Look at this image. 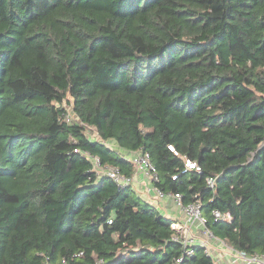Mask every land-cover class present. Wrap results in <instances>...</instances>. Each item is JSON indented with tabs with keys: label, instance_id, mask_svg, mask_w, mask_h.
Here are the masks:
<instances>
[{
	"label": "trees",
	"instance_id": "obj_1",
	"mask_svg": "<svg viewBox=\"0 0 264 264\" xmlns=\"http://www.w3.org/2000/svg\"><path fill=\"white\" fill-rule=\"evenodd\" d=\"M123 151L264 254V0H0V264H216L97 172Z\"/></svg>",
	"mask_w": 264,
	"mask_h": 264
},
{
	"label": "built area",
	"instance_id": "obj_2",
	"mask_svg": "<svg viewBox=\"0 0 264 264\" xmlns=\"http://www.w3.org/2000/svg\"><path fill=\"white\" fill-rule=\"evenodd\" d=\"M66 109H67V112L65 115V121L68 122L69 124L76 123V119L72 112L71 107L66 106ZM169 149L174 151L173 146H169ZM92 161L94 163L95 169L97 170L99 174H105L109 176L110 178H112L115 182L121 185H130V184L133 185L135 181L136 173H138L139 171L145 173V175L148 177V181L152 183V186L148 188L147 191H154L156 195L159 197H165L169 195L172 196L177 202V205L182 209V211L186 215V219H175V218L172 219L173 220L172 228L176 232L184 236L183 242L185 246H190L196 243V244H200L202 246L207 247L208 251H210L209 238L214 239L215 237L212 235L209 229L205 227L204 219L200 211V205L198 203H193V204L184 206L181 202V198H182L181 195L164 194L160 189L155 187L154 181L158 180V175H157L154 165L151 162V158L148 153H145L142 151H136L133 155H131V161L133 162L135 169H136L135 173L131 177H126L123 174H121L118 168L102 167L100 165L99 159L97 158L92 157ZM186 165L188 166V168H191V169H196V168L199 169V167H197V164L192 161H187ZM208 183L211 187H213L215 181L213 178H210L208 180ZM212 217L215 220H222V221L229 222V223L233 221V218L230 214H223L218 210H215L212 213ZM195 224H199L203 227V232L205 233L207 237L205 240L204 239L194 240V238L189 237L190 231ZM224 246L230 251L231 255L233 256V263H235V261L236 262L239 261L242 264H264V254L251 255V254L246 253L245 251L236 250L230 246H227L226 244H224ZM189 253H191V251ZM210 254H211V251H210ZM45 264H50V263L46 262Z\"/></svg>",
	"mask_w": 264,
	"mask_h": 264
},
{
	"label": "crops",
	"instance_id": "obj_3",
	"mask_svg": "<svg viewBox=\"0 0 264 264\" xmlns=\"http://www.w3.org/2000/svg\"><path fill=\"white\" fill-rule=\"evenodd\" d=\"M134 188L137 190L138 194L145 200L153 203L156 207L162 210L170 219H174L176 215L181 216L186 219V215L182 209L177 205V202L172 196L159 197L154 191H147L148 188L152 186V183L148 181V177L145 173L139 171L136 173ZM189 237L194 238V240L206 239V235L203 232V227L199 224H195L189 234ZM209 249L216 264H242L239 261L233 263V256L230 251L224 246V244L217 238H209Z\"/></svg>",
	"mask_w": 264,
	"mask_h": 264
},
{
	"label": "rangeland",
	"instance_id": "obj_4",
	"mask_svg": "<svg viewBox=\"0 0 264 264\" xmlns=\"http://www.w3.org/2000/svg\"><path fill=\"white\" fill-rule=\"evenodd\" d=\"M92 132V131H91ZM90 135L92 136V137H96V135H95V133L94 132H92V133H90ZM110 145L112 146V147H114V148H117V146H116V144L115 143H113V142H111L110 143ZM123 154L125 155V156H131V155H129L128 153H125L124 151H123ZM160 210V209H159ZM160 212L163 214V215H165L164 214V212L162 211V210H160ZM175 219H183L181 216H178V215H176V217H175Z\"/></svg>",
	"mask_w": 264,
	"mask_h": 264
}]
</instances>
